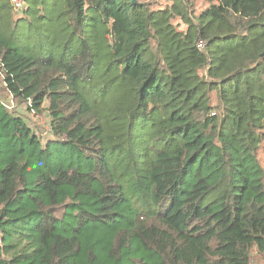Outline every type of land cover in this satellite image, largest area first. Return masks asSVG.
<instances>
[{
    "label": "trees",
    "instance_id": "obj_1",
    "mask_svg": "<svg viewBox=\"0 0 264 264\" xmlns=\"http://www.w3.org/2000/svg\"><path fill=\"white\" fill-rule=\"evenodd\" d=\"M0 0V264H251L264 252V0ZM4 93L5 95H2Z\"/></svg>",
    "mask_w": 264,
    "mask_h": 264
},
{
    "label": "rangeland",
    "instance_id": "obj_2",
    "mask_svg": "<svg viewBox=\"0 0 264 264\" xmlns=\"http://www.w3.org/2000/svg\"><path fill=\"white\" fill-rule=\"evenodd\" d=\"M196 1V8H199L203 4L206 3L205 0H195ZM23 0L19 2V6L23 7ZM22 9V8H21ZM20 9V10H21ZM1 86V83H0ZM2 95H5L2 93ZM4 104H6L11 113L19 117L23 122L38 136L43 137L44 139H50V132L48 131V116L46 112H43L41 114H36L33 112H29L27 110V105L25 104H17L13 103L9 98L7 99L5 96V99L0 97ZM260 159L262 160V163L264 165V148L260 151ZM251 264H264V252L257 253L254 252L252 254Z\"/></svg>",
    "mask_w": 264,
    "mask_h": 264
},
{
    "label": "built area",
    "instance_id": "obj_3",
    "mask_svg": "<svg viewBox=\"0 0 264 264\" xmlns=\"http://www.w3.org/2000/svg\"><path fill=\"white\" fill-rule=\"evenodd\" d=\"M11 1V3H12V5L14 6V8L17 10H19L20 11V9L22 8V7H20L18 4H19V2L21 1V0H10ZM23 2H24V0H23ZM24 4V3H23Z\"/></svg>",
    "mask_w": 264,
    "mask_h": 264
},
{
    "label": "water",
    "instance_id": "obj_4",
    "mask_svg": "<svg viewBox=\"0 0 264 264\" xmlns=\"http://www.w3.org/2000/svg\"><path fill=\"white\" fill-rule=\"evenodd\" d=\"M133 3H136V4H145V3H138L137 0H132ZM264 53L260 55V57H263Z\"/></svg>",
    "mask_w": 264,
    "mask_h": 264
}]
</instances>
